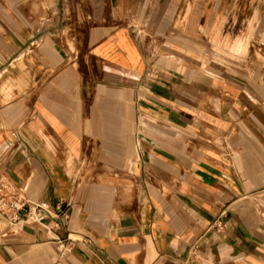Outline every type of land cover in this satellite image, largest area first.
Segmentation results:
<instances>
[{"label":"crops","instance_id":"1","mask_svg":"<svg viewBox=\"0 0 264 264\" xmlns=\"http://www.w3.org/2000/svg\"><path fill=\"white\" fill-rule=\"evenodd\" d=\"M0 177V264H264V0H0Z\"/></svg>","mask_w":264,"mask_h":264},{"label":"built area","instance_id":"2","mask_svg":"<svg viewBox=\"0 0 264 264\" xmlns=\"http://www.w3.org/2000/svg\"><path fill=\"white\" fill-rule=\"evenodd\" d=\"M50 215L48 206L44 202H32L24 196L14 193L9 182L0 177V216L7 221H16L21 218L44 219ZM222 227L221 214L217 215L210 224V228ZM190 250H194L196 245H192ZM189 250V251H190Z\"/></svg>","mask_w":264,"mask_h":264}]
</instances>
